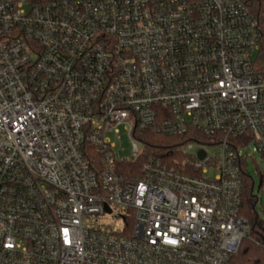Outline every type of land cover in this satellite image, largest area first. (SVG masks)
<instances>
[{
  "label": "built area",
  "instance_id": "2783aa9c",
  "mask_svg": "<svg viewBox=\"0 0 264 264\" xmlns=\"http://www.w3.org/2000/svg\"><path fill=\"white\" fill-rule=\"evenodd\" d=\"M260 40L242 0H0V264H228L264 157ZM147 130L189 140L124 175Z\"/></svg>",
  "mask_w": 264,
  "mask_h": 264
},
{
  "label": "trees",
  "instance_id": "16d2710c",
  "mask_svg": "<svg viewBox=\"0 0 264 264\" xmlns=\"http://www.w3.org/2000/svg\"><path fill=\"white\" fill-rule=\"evenodd\" d=\"M258 20L261 40L254 60L255 69L264 73V0H242ZM144 145L143 154L137 159L121 162L120 168L124 175L132 176L141 172L144 163L150 158H159L171 163L170 155L181 158L182 144L189 139L186 136L163 135L154 130H147L141 138ZM263 186L264 179L262 177ZM255 180L250 174L245 175L242 205L240 214L246 218L251 231L241 244L240 250L232 256L228 264H264V217L257 210L258 196L254 193Z\"/></svg>",
  "mask_w": 264,
  "mask_h": 264
},
{
  "label": "rangeland",
  "instance_id": "374dc122",
  "mask_svg": "<svg viewBox=\"0 0 264 264\" xmlns=\"http://www.w3.org/2000/svg\"><path fill=\"white\" fill-rule=\"evenodd\" d=\"M112 138L114 139V136ZM116 143H117L118 152L121 157H132V151H131L132 143H131L130 138L125 132L121 133V140L120 141L116 140ZM138 145H139V148H142V145L140 143ZM248 171L255 180L254 193L259 198L258 204H257V210L264 217V182H263V186L259 187L262 177L264 179V157H262L258 153H255L254 159L250 157L248 160ZM210 174L211 176H213L214 171L211 170ZM100 222L105 225L110 224L112 226H117V227L123 226V221L116 219L115 213L105 214L100 219Z\"/></svg>",
  "mask_w": 264,
  "mask_h": 264
},
{
  "label": "water",
  "instance_id": "95a60500",
  "mask_svg": "<svg viewBox=\"0 0 264 264\" xmlns=\"http://www.w3.org/2000/svg\"><path fill=\"white\" fill-rule=\"evenodd\" d=\"M203 154V153H202ZM262 184V180L260 181V185Z\"/></svg>",
  "mask_w": 264,
  "mask_h": 264
}]
</instances>
